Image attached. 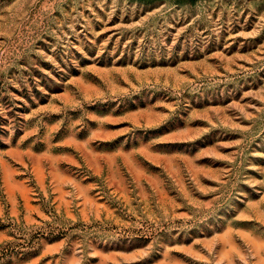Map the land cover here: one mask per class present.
I'll return each mask as SVG.
<instances>
[{
    "label": "rangeland",
    "instance_id": "1",
    "mask_svg": "<svg viewBox=\"0 0 264 264\" xmlns=\"http://www.w3.org/2000/svg\"><path fill=\"white\" fill-rule=\"evenodd\" d=\"M0 264H264V0H0Z\"/></svg>",
    "mask_w": 264,
    "mask_h": 264
}]
</instances>
